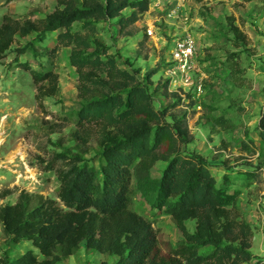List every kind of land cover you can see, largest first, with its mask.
Segmentation results:
<instances>
[{"label": "trees", "instance_id": "16d2710c", "mask_svg": "<svg viewBox=\"0 0 264 264\" xmlns=\"http://www.w3.org/2000/svg\"><path fill=\"white\" fill-rule=\"evenodd\" d=\"M148 2L57 0L41 18L1 16L0 58L16 37L30 34L33 37L16 47V54L55 56L68 47L79 106L67 117L76 125L70 137L75 151L63 146L56 153L61 162L55 169L58 200L20 190L14 202L0 204L6 243L29 240L38 252L27 249L9 258L5 251L0 264H57L79 249L114 258L83 264H243L250 259L252 233L237 213L236 194L227 191L225 176L217 184L202 156L180 151L191 138L185 111L165 119L167 108L180 104L179 96L169 92L173 101L156 108L137 71L120 66V56L109 52L96 35L97 21L114 18L120 32L138 19ZM125 7L131 9L128 14L121 12ZM75 21L80 29H73ZM54 30V45L38 44ZM20 64L37 85L38 100L59 93L58 76L51 68L37 71L26 62ZM155 71H145L144 78ZM161 85L166 88L165 80ZM93 134L96 146L86 158V140ZM257 134L264 142V107ZM158 160L165 164L152 176ZM137 193L151 209L170 215L181 232L183 238L168 253L161 252L151 223L134 209ZM188 219L195 222L192 232L184 224Z\"/></svg>", "mask_w": 264, "mask_h": 264}, {"label": "rangeland", "instance_id": "374dc122", "mask_svg": "<svg viewBox=\"0 0 264 264\" xmlns=\"http://www.w3.org/2000/svg\"><path fill=\"white\" fill-rule=\"evenodd\" d=\"M56 5L57 0H0V18L7 13L34 20ZM130 10L125 7L121 12L128 14ZM150 25L152 35L146 33ZM185 27L201 55L203 92L196 102L168 107L165 119L171 121V113L185 111L191 138L181 144L180 151L202 156L217 184L225 176L222 185L236 194L237 213L252 233L251 257L243 264H264V142L257 134V120L264 107V0H149L138 19L120 32L114 18L97 21L96 35L109 52L120 56V66L137 71L153 105L162 109L174 99L161 85L162 60L172 39ZM80 28L75 21L73 29ZM56 32H46L38 44L54 45ZM32 37H16L0 58V204L14 202L20 190L58 200L55 169L61 162L56 153L63 146L75 151L70 137L76 125L67 117L78 108L79 99L76 72L67 59L69 49L61 47L55 56L16 54V47ZM21 62L37 71L51 68L58 76L59 93L38 100L37 85ZM154 68L156 71L145 79V71ZM86 141L89 152L84 157L88 158L96 146V135ZM164 164L158 160L151 167L152 176H158ZM4 191L8 193L1 196ZM133 206L151 223L162 253H168L183 238L171 216L151 209L139 193ZM184 224L189 232L194 231L193 219ZM27 249L38 252L29 240L8 245L0 231V258L5 251L14 258ZM102 259L114 258L79 249L57 264Z\"/></svg>", "mask_w": 264, "mask_h": 264}, {"label": "built area", "instance_id": "2783aa9c", "mask_svg": "<svg viewBox=\"0 0 264 264\" xmlns=\"http://www.w3.org/2000/svg\"><path fill=\"white\" fill-rule=\"evenodd\" d=\"M153 32L152 25L146 27L148 35ZM200 60L196 42L185 27L179 37L172 39L163 61L167 90L175 92L181 104L190 100L196 102L203 92Z\"/></svg>", "mask_w": 264, "mask_h": 264}, {"label": "bare ground", "instance_id": "6f19581e", "mask_svg": "<svg viewBox=\"0 0 264 264\" xmlns=\"http://www.w3.org/2000/svg\"><path fill=\"white\" fill-rule=\"evenodd\" d=\"M15 153L18 154L20 157H22V153L19 150H16Z\"/></svg>", "mask_w": 264, "mask_h": 264}]
</instances>
